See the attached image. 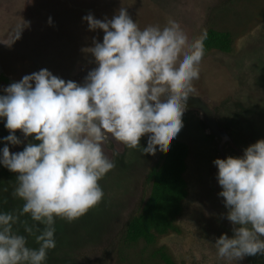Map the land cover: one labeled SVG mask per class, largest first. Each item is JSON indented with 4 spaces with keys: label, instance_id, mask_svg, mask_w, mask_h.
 <instances>
[{
    "label": "rangeland",
    "instance_id": "1",
    "mask_svg": "<svg viewBox=\"0 0 264 264\" xmlns=\"http://www.w3.org/2000/svg\"><path fill=\"white\" fill-rule=\"evenodd\" d=\"M120 8H126L141 29L163 27L174 19L190 38L209 29L227 32L231 49L205 50L200 78L194 81L182 117L184 127L171 141L188 147L183 175L187 194L174 229L157 235L150 245L124 240V224L148 196L145 178L162 151L157 147L155 155L143 154L113 140L105 151L120 155L112 157L116 167L99 181L102 201L72 222L56 218V247L49 250L46 264H163L152 256L158 249L174 264H235L218 258L213 244L221 234L233 235L213 161L240 157L249 145L264 139V0H0V76L7 79L0 82V95L11 83L41 69L83 83L96 67L85 49L93 46V38L102 42L104 33L90 31L82 18L92 14L111 19ZM23 23L27 27L21 38L7 46L11 31ZM4 123L0 120V149L10 134ZM15 135L22 143L8 144L10 152L35 142L32 137L25 140L20 130ZM140 145L147 146V135ZM16 176L0 165V210L23 206V200L12 195ZM21 219L32 223L27 215ZM15 227L27 235L22 225ZM28 246L38 247L33 237H28ZM238 264L249 263L245 257Z\"/></svg>",
    "mask_w": 264,
    "mask_h": 264
},
{
    "label": "clouds",
    "instance_id": "2",
    "mask_svg": "<svg viewBox=\"0 0 264 264\" xmlns=\"http://www.w3.org/2000/svg\"><path fill=\"white\" fill-rule=\"evenodd\" d=\"M82 19L90 31L104 33L102 42L93 38V46L85 49L96 67L83 83L41 69L0 95V120L10 132L3 138L0 165L17 174L12 195L24 202L18 211L0 210V264H46L56 247V218L72 222L102 201L99 181L116 167L112 157L120 155L106 153L109 142L155 155L157 147L169 150L184 127L207 33L190 38L174 19L141 29L126 8L111 19L92 14ZM25 27L11 31L7 46L21 38ZM16 130L35 142L10 152L8 144L22 143ZM145 135L147 146L141 147ZM213 164L233 233L215 239L218 258L238 264L264 256V139L240 157L217 158ZM26 215L32 223L21 219ZM29 236L38 247L28 246Z\"/></svg>",
    "mask_w": 264,
    "mask_h": 264
},
{
    "label": "trees",
    "instance_id": "3",
    "mask_svg": "<svg viewBox=\"0 0 264 264\" xmlns=\"http://www.w3.org/2000/svg\"><path fill=\"white\" fill-rule=\"evenodd\" d=\"M205 50L216 49L228 52L231 49V39L227 32L209 29L206 31ZM7 81L0 76V82ZM170 149L162 151L145 178L149 183V194L135 215L124 224L123 236L128 243L138 240L145 244H153L156 236L173 230L174 218L180 211L181 202L187 194V184L184 179L185 160L188 147L184 142L173 141ZM163 264H174L172 259L162 250L152 253ZM249 264H264V256L246 257Z\"/></svg>",
    "mask_w": 264,
    "mask_h": 264
}]
</instances>
